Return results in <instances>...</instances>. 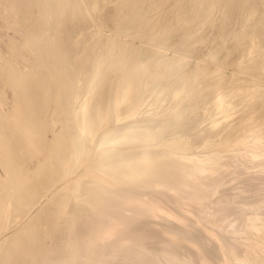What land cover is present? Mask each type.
<instances>
[{"label":"bare ground","instance_id":"1","mask_svg":"<svg viewBox=\"0 0 264 264\" xmlns=\"http://www.w3.org/2000/svg\"><path fill=\"white\" fill-rule=\"evenodd\" d=\"M0 1L23 21L24 42L11 45L36 54L19 74L13 65L6 75L0 57V264H264V6L233 1L230 14L220 4L231 23L214 27L225 36L210 26L209 40L225 38L197 54L208 41L204 20L219 16L199 0L191 4L200 13L183 7L166 26L156 27V12L139 23L135 35L165 33L147 52L120 39L92 51L102 25L87 34L86 24L105 0ZM135 2L127 16L144 3ZM175 44L177 55L165 54ZM47 83L57 95L44 116ZM28 147L34 168L20 157Z\"/></svg>","mask_w":264,"mask_h":264},{"label":"rangeland","instance_id":"2","mask_svg":"<svg viewBox=\"0 0 264 264\" xmlns=\"http://www.w3.org/2000/svg\"><path fill=\"white\" fill-rule=\"evenodd\" d=\"M106 1H107V3H108V0H105L103 3H105V5H104V11H102V12H100V13H97L96 15H94V16H91L90 18H89V22L88 23H90V24H86V30H87V34H91V32L93 31V30H95L96 29V23H97V21L99 20L100 21V26L102 25V30H101V33L99 34V35H95V36H93V38H92V40H91V42H90V47L92 48V51H99L100 49H102V47H104L105 48V45L107 46V44L110 42V41H112V40H114L115 39V45H117V44H119V42H120V40L122 41V42H128L129 41V43H131L132 44V46L133 47H138L139 46V44H140V47L141 46H144V52H145V50H146V52H147V47H149V49H151L152 51H154V50H158L159 49V40L161 39V35L163 36V33L164 32H158V33H155V32H152V30H150V32H152L151 34H150V32H147L148 30H149V28H148V30H146L147 28H145V29H143L142 30V32L141 33H137L136 35H135V31H137V30H135L136 29V27L138 28V26H140V24L142 25L143 23H145L146 21H147V19L149 20L150 19V17H153L156 13V15L158 16V17H160V18H154L153 20H155V22L158 24H156L157 26L156 27H160V25L162 26V25H164V26H166L165 24L166 23H169V22H167L168 20H169V18L168 17H170V16H176L177 14L178 15H180V17H181V15L184 13V12H186L187 10H188V12H189V10L191 11L192 10V12H189V13H193L194 11H197L196 9L194 10V7H196L197 5H198V3H199V9L202 11L204 8H206V7H209V5H210V8H211V11L213 12L212 14H211V16H213L212 18L214 19V15L213 14H215L216 16H218V17H215V18H217L216 20L218 21H216V20H210V19H206V20H204V21H209V24L208 23H206V25L204 26L205 28H202V29H204V30H202L203 31V33H205V36H208V41L206 40L205 41V46H204V41L203 42H199V44H201V43H203L202 44V46H201V48H200V46H199V50H198V52H196L197 54L198 53H200L199 51L201 50L202 52L200 53V54H204V53H206V50L208 49V48H210V46H211V48H214L215 46H213V43L215 42H211L210 40H209V38H211V27H213L212 29V31H215L214 32V34H213V36L214 35H217V29L219 28L220 29V24L222 23V22H226L227 20H228V23L226 24V23H224V24H226V25H230V23H231V15L230 14H232L231 13V8H229L228 9V7L229 6H231L230 5V2H231V4L233 5L235 2L237 3V4H239V5H245V4H248V3H250L252 0H240V2H239V0L237 1V0H226V2L225 1H221V0H219V2H217L218 0H201V2H199L198 1V3H197V5L196 6H194L193 4H191V0H177V2L178 3H180V2H182V3H180L179 5L177 4V2L175 1V0H160V1H158L157 2V0H154V2H153V0H138V1H141V3H143V4H141V8H140V10L137 12V11H133V13H132V16L131 15H129V16H127V14H129V13H127L128 11H129V7H131V2L132 1H136L135 3L140 7V2H138L137 0H126L127 2H124L125 0H120V3H119V0H118V2L117 3H119V4H115L114 2H109V4H111L112 3V5L114 4L115 5V11H117L116 13H113L112 14V12L114 11L113 10V7H114V5H113V7H111L109 4V6L110 7H108V5L106 4ZM109 1H112V0H109ZM155 1L157 2V3H155ZM163 1H165V3L163 2ZM166 1H167V4H166ZM220 1H221V3H220ZM233 1H234V3H233ZM246 1H247V3H246ZM259 1V2H258ZM122 2H124L125 3V5L122 3ZM138 2V3H137ZM146 2V3H145ZM149 2V3H148ZM171 3V4H169V3ZM176 2V3H175ZM203 2V3H202ZM212 2V3H211ZM216 2V3H215ZM224 2L225 3H227V2H229V4L227 3V4H224ZM243 2V3H242ZM252 2H254V3H259L260 4V6L259 7H263L264 6V0H253ZM1 3H3L2 1H0V50H2L1 52L3 53H0V57L2 58V56H3V61L1 62V64H3L4 65V67H5V73H6V75H7V73H8V71H10L11 69H12V67H13V65L14 66H16L17 67V72L16 73H18V72H20V70H21V72L22 73H27V72H29L28 70L29 69H31L32 68V66L28 63L29 61H30V57H28V56H31V59L33 60V59H35L36 58V54H35V51H34V49H32L31 48V46L30 47H27L28 49H24L23 47H20V46H16V47H14V46H12L11 45V41H12V39L13 38H18V39H20V40H22L23 42H24V40H23V36L21 35V31L23 30L22 29V20L21 19H14L13 20V18H11V16L9 15V13L4 9V8H2L1 6H3ZM148 3V4H147ZM153 3V4H152ZM163 3V4H162ZM188 3H190V4H188ZM205 3V4H204ZM209 3V4H208ZM219 3V4H218ZM223 3V4H222ZM262 3V4H261ZM145 4H147V5H145ZM151 4V5H150ZM158 6H157V5ZM183 4L184 5H186V6H183ZM227 5V6H225L229 11H228V13L230 12V14H228L227 12L226 13H224L225 14V16H227V15H229L228 16V18L230 19V21H229V19H226L227 17H223V15L221 14H218L217 15V13L218 12H221V7H222V10H223V6H221V5ZM147 6L148 7V5H149V8H147L145 11L143 10V9H145L144 8V6ZM156 5V6H155ZM160 5V6H159ZM162 5H163V7H164V9H165V11H167V13L168 12H173V10H174V12L176 11H178L179 10V12L178 13H170V14H167L165 11H164V13H162V11L164 10L163 8H162ZM168 5V6H167ZM170 5V6H169ZM190 5V6H189ZM191 5H193V6H191ZM206 7H205V6ZM238 5V6H239ZM105 6H107V7H105ZM117 6V7H116ZM166 6V7H165ZM174 6H176V8L174 7ZM187 6H189V9H188V7ZM159 7H161V8H159ZM167 7H169V9L170 10H168V8ZM174 9H173V8ZM181 7V9L182 10H180L179 8ZM183 7H184V9H185V7H186V11L183 9ZM190 7H193V9L191 8L190 9ZM107 8H109V9H107ZM112 8V9H111ZM127 8H129V9H127ZM171 8H172V11H171ZM197 8V9H198ZM142 9V10H141ZM151 9H152V11H151ZM155 9V10H154ZM157 9V10H156ZM159 9H160V11H159ZM167 9V10H166ZM178 9V10H177ZM215 9V10H214ZM225 9V8H224ZM106 10V11H105ZM194 10V11H193ZM220 10V11H219ZM108 11V12H107ZM114 11V12H115ZM143 11H144V13H143ZM149 11V12H148ZM162 14H160L159 12ZM218 11V12H217ZM104 12V13H103ZM111 12V13H110ZM142 12V13H141ZM147 13V15H148V17H147V15H143L142 16V14H146ZM156 12V13H155ZM198 13H200V11H197ZM150 14V16H149V14ZM180 13V14H179ZM187 13V12H186ZM185 13V14H186ZM111 14V15H110ZM119 14V15H118ZM139 14H141V15H138ZM153 16H152V15ZM176 14V15H175ZM99 15H100V17H99ZM106 15V16H105ZM114 16V18H115V16H116V18H117V20L118 21H120L119 19H120V17L121 18H123V20L122 21H125V23L124 22H121V26H119V24H117L118 23V21H116L113 17H111V16ZM118 15V16H117ZM134 15V16H133ZM138 16V19H135V18H137V16ZM163 15H165L164 17H163ZM167 15V16H166ZM169 15V16H168ZM96 16V17H95ZM109 16V17H108ZM145 16V17H144ZM162 16V17H161ZM211 16H209V17H211ZM22 19H23V15L21 14V16H20ZM111 17V18H110ZM132 17H134V18H132ZM140 17L143 19V21L144 22H141L142 21V19H140ZM147 17V18H146ZM165 17H166V19H165ZM209 17H207V18H209ZM252 18H255L256 17V15H254V16H251ZM93 18V19H92ZM105 18V19H104ZM111 19V21L113 22L112 23V25H114V26H112L111 25V21L109 22V21H107L108 19ZM162 18H164V19H162ZM175 18V17H174ZM211 18V19H212ZM219 18V19H218ZM222 18V19H221ZM134 21H133V20ZM145 19H146V21H145ZM171 19H172V17H171ZM170 19V20H171ZM222 20L221 22H220V24H219V20ZM96 20V21H95ZM101 20H105V21H103V23H101ZM139 20H140V22H139ZM152 20V22H154ZM157 20H159V21H157ZM161 20V21H160ZM251 20V19H250ZM136 21H137V23H136ZM151 21V20H150ZM210 21H213V22H210ZM105 22V23H104ZM196 22V23H195ZM217 22V23H216ZM9 23V24H8ZM110 23V24H109ZM114 23H116V25L114 24ZM123 23V24H122ZM135 23V24H134ZM140 23V24H139ZM163 23V24H162ZM197 23L199 24V22H197V20L196 21H192L191 22V25H192V28L194 29V27L196 28V26L195 25H197ZM201 23V22H200ZM128 24V25H127ZM131 24H134V25H131ZM195 24V25H194ZM212 24H213V26H212ZM215 24V25H214ZM222 25V26H225V25ZM18 25H20V27L18 28V30H14V28L15 27H17ZM103 25H105V26H103ZM106 25H108V27L106 26ZM109 25H111L112 26V28H110V26ZM126 25H127V27H126ZM191 25H189V27H191ZM216 25H218V27H216ZM220 25V26H219ZM94 26V27H93ZM130 26V27H129ZM187 26V28H189L188 27V24L187 25H185L184 27H186ZM211 26V27H210ZM93 27V28H92ZM113 27H115V28H113ZM120 27V28H119ZM128 27H129V29H128ZM132 27H133V29H132ZM208 27H210V28H208ZM214 27H216V28H214ZM95 28V29H94ZM104 28V29H103ZM118 28V29H117ZM122 28L124 29V28H126V29H124V30H122ZM135 28V29H134ZM187 28H186V30H187ZM128 29V31L126 32V30ZM139 29V28H138ZM218 29V30H219ZM153 30H155V28L153 29ZM122 31V32H121ZM146 31V32H145ZM201 30H199V32H200ZM205 31V32H204ZM208 31H210V33L208 32ZM227 30H222V32L221 31H219V32H221V33H223L224 34V36H225V33H227L226 32ZM124 32H126V35H124L125 33ZM129 32V33H128ZM131 32L132 33H134V35H132V36H130L131 35ZM197 33L198 35V37H200V36H202V32L201 33ZM218 32V33H219ZM118 33V34H117ZM124 33V34H123ZM128 33V34H127ZM143 33V34H142ZM156 34V35H154V34ZM209 33V35H206V34H208ZM216 33V34H215ZM150 34V35H149ZM165 34V33H164ZM179 34L180 33H178L177 35L179 36ZM223 34H218L219 36H223ZM144 35V36H143ZM151 35H153V37H155V38H149V37H151ZM160 35V36H159ZM173 35V34H172ZM171 35V36H172ZM176 35V34H175ZM181 35V34H180ZM103 36V37H102ZM116 36H117V38H116ZM126 36V37H125ZM135 38H134V37ZM141 36H143V37H141ZM196 36V35H195ZM195 37V38H198V37ZM221 37V38H225V37ZM102 37V38H101ZM115 37V38H114ZM130 37V38H129ZM139 37V38H138ZM145 37V38H144ZM175 37V36H174ZM180 37V36H179ZM203 37H204V34H203ZM229 37V36H228ZM98 38V39H97ZM102 40H104V42H103V40L101 41V42H99L98 40H100V39ZM126 38V39H125ZM134 40H133V39ZM150 39V41L151 42H153L154 41V39H157L156 41H158V42H156V41H154L153 43H151V42H149V40H147V39ZM176 38H178L177 36H176ZM220 37H217L216 38V42H215V44H217L218 45V43H221L223 40L221 39ZM11 39V40H10ZM110 39H112V40H110ZM120 39V40H119ZM123 39V40H122ZM152 39V40H151ZM218 39H220V40H218ZM9 40V41H8ZM95 40V41H94ZM125 40V41H124ZM146 40L149 42H146ZM118 41V42H117ZM145 41V42H144ZM192 41V40H191ZM95 42V43H94ZM98 42H99V44H98ZM108 42V43H107ZM135 42V43H134ZM142 42V43H141ZM207 42V43H206ZM212 43V44H210V46H209V44L208 43ZM117 43V44H116ZM121 43V42H120ZM149 44V46H148V44ZM158 43V44H157ZM93 44V45H92ZM145 44H146V48H145ZM151 44H154V46H151ZM155 44H157V46H155ZM177 44V47L179 46V44L178 43H176ZM176 44H175V46H173L174 48L176 47ZM114 45V44H113ZM197 45H198V43H197ZM10 48H9V47ZM74 47H77L76 45H73ZM93 46V47H92ZM204 46V47H203ZM206 46H208V47H206ZM155 47V48H154ZM173 47H171V48H173ZM90 48V49H91ZM173 48V49H174ZM202 48H204V50L202 49ZM207 48V49H206ZM49 49H50V47H49ZM49 49H47V50H45V56L46 57H48V58H51L52 57V52H51V49L49 50ZM173 49H169V51L168 50H164V52H165V54H167L168 53V55H174L175 53V51L177 50V48H175L174 50ZM28 50V51H27ZM209 50V49H208ZM8 51V52H7ZM27 51V52H26ZM46 51H50L49 52V54H48V52H46ZM149 51V50H148ZM31 54V55H29V53ZM170 52V53H169ZM233 52V51H232ZM231 52V54H233ZM51 53V54H50ZM196 53L192 56H190V57H188L187 59H188V61H190L189 62V65L190 66H188L187 68H192V66L193 65H195L194 63H196L198 60H199V58L198 57H196L197 55H196ZM214 53H216V52H214ZM2 54V55H1ZM49 56H48V55ZM217 54V53H216ZM5 55V56H4ZM175 55H177V54H175ZM212 56V55H211ZM217 56H218V54H217ZM6 57V58H5ZM194 57H196V58H194ZM213 57H215V54L213 55ZM27 59H29V60H27ZM194 59V60H193ZM6 60H11V63H13V64H11L9 61H8V63L6 62L5 63V61ZM197 60V61H196ZM192 61V62H191ZM194 61H196V62H194ZM2 65V66H3ZM11 67V68H10ZM31 67V68H30ZM74 67H75V65H74ZM230 67V66H229ZM227 67V69H225V70H223V76L224 75H226V74H230L231 75V73L232 72H230V71H232V67ZM10 68V69H9ZM230 72V73H229ZM225 73V74H224ZM19 74V73H18ZM230 75H228V76H230ZM227 77V76H226ZM225 80H227V79H224V80H222V81H224L225 82ZM0 81H1V79H0ZM221 81V82H222ZM223 82V83H224ZM226 83V82H225ZM224 83V84H225ZM37 85V84H36ZM47 87H48V89H49V91H50V94H48V95H44V94H42V96H41V101H40V109H39V111H40V113L42 114L43 113V115L45 116L46 114H47V111L50 109V107H51V98H53V96H52V94L54 95V96H56L57 95V90L55 89H52V87L50 86V84H48L47 83ZM2 88V87H1ZM263 88V85L262 86H259V88H258V90L259 89H262ZM74 90H76V91H78L77 89H74ZM5 92H6V99H7V101H8V104H6V106H9V105H11L12 106V100H15V98H13L14 97V94H13V91L10 89V88H8L7 90H5ZM53 92V93H52ZM56 94V95H55ZM16 105V104H15ZM5 106V107H6ZM47 116V115H46ZM16 118H20V116L19 115H17V112H16ZM17 123H19V120H17L16 122H14V125H13V127H17V126H19V124H17ZM61 125H62V123L61 122H59L58 121V123H57V125L56 126H54L53 127V129L55 130V129H58L59 127H61ZM12 127V128H13ZM8 135V137L10 138V142H12V145H14L17 149L19 148L18 147V136H16V135H14L13 133H10V130H9V134H7ZM51 135V132L49 133V136ZM42 143H38V141H37V143H36V145L34 146V147H39V148H41L42 147ZM21 154H23V156H20L21 158H26V159H28V162L29 163H31V167L32 168H34L35 166H36V164L39 162L38 161V159H35V157L33 158V157H31V158H29L30 156H32L31 155V152L32 153H34V151H33V148L32 147H28V148H23V149H21V151H19ZM5 160V159H4ZM32 161V162H31ZM3 169H2V167L0 166V172L1 173H4L3 171H2ZM241 179H242V177H240ZM55 188V187H54ZM49 195H47V197H48ZM53 196V195H52ZM51 196V197H52ZM44 198V197H43ZM42 198V199H43ZM48 198H50V197H48ZM12 228H15L14 226L12 227ZM11 230H13V229H11Z\"/></svg>","mask_w":264,"mask_h":264}]
</instances>
